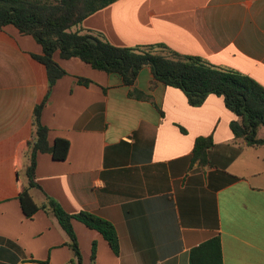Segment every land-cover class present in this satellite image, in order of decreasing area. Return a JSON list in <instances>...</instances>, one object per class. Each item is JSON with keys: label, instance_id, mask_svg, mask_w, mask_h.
<instances>
[{"label": "crops", "instance_id": "0c3cea01", "mask_svg": "<svg viewBox=\"0 0 264 264\" xmlns=\"http://www.w3.org/2000/svg\"><path fill=\"white\" fill-rule=\"evenodd\" d=\"M80 28L117 47L164 44L264 86V0H118ZM42 53L32 36L0 29V264L73 258L57 218L44 210L27 218L19 200L28 186L33 113L49 92L47 69L33 58ZM54 59L67 75L51 89L42 123L50 145L61 138L70 149L65 160L38 154L41 189L30 195L38 206L50 197L68 214L85 211L114 225L119 255L99 232L73 221L84 264L94 243V264H191V251L216 235L223 264H264V147L234 140L237 117L222 97L192 107L150 67L130 88L80 59L59 52ZM200 137L214 141L206 165L191 161Z\"/></svg>", "mask_w": 264, "mask_h": 264}, {"label": "trees", "instance_id": "16d2710c", "mask_svg": "<svg viewBox=\"0 0 264 264\" xmlns=\"http://www.w3.org/2000/svg\"><path fill=\"white\" fill-rule=\"evenodd\" d=\"M118 0H0V29L14 26L23 35L32 36L42 46V55L33 58L43 64L48 73L49 92L33 113L35 138L27 146L31 163L26 170L28 186L21 188L19 200L27 218L39 210L53 214L68 235L67 246L73 253L69 264H84L73 221L99 232L115 254L120 253L117 231L112 223L89 212L68 214L53 198L47 197L41 206L35 204L30 190L41 189L36 180V158L48 153L56 160H65L70 143L58 138L54 145L48 141L49 128L42 123V111L50 91L59 79L67 75L54 59L56 52L62 59H80L97 71L119 76L124 85L133 87L140 70L150 67L155 79L167 87L181 90L192 107H201L210 95L222 97L226 107L237 120L231 123L234 140L244 147H264V86L253 78L233 69L216 66L202 57L182 55L164 44L135 48L112 45L103 34L82 30L86 18ZM77 28L76 31L74 29ZM78 83L89 86L92 81L78 78ZM132 96H139L137 91ZM183 132H185L182 129ZM214 145L212 137L196 140L191 155L192 163L208 164V151ZM93 244L91 264L96 259ZM191 264H223L220 236L216 235L191 251Z\"/></svg>", "mask_w": 264, "mask_h": 264}, {"label": "rangeland", "instance_id": "374dc122", "mask_svg": "<svg viewBox=\"0 0 264 264\" xmlns=\"http://www.w3.org/2000/svg\"><path fill=\"white\" fill-rule=\"evenodd\" d=\"M261 133H264V128L262 129ZM263 152H264V149H263Z\"/></svg>", "mask_w": 264, "mask_h": 264}]
</instances>
